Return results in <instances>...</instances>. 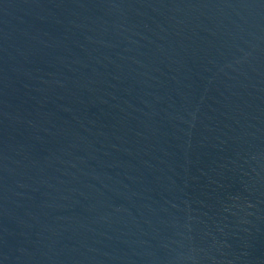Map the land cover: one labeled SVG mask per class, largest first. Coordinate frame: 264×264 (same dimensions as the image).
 <instances>
[{
  "label": "water",
  "instance_id": "95a60500",
  "mask_svg": "<svg viewBox=\"0 0 264 264\" xmlns=\"http://www.w3.org/2000/svg\"><path fill=\"white\" fill-rule=\"evenodd\" d=\"M0 264H264V0H0Z\"/></svg>",
  "mask_w": 264,
  "mask_h": 264
}]
</instances>
